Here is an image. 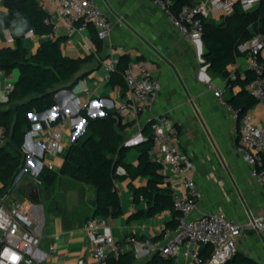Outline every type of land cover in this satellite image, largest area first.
<instances>
[{
	"label": "crops",
	"instance_id": "0c3cea01",
	"mask_svg": "<svg viewBox=\"0 0 264 264\" xmlns=\"http://www.w3.org/2000/svg\"><path fill=\"white\" fill-rule=\"evenodd\" d=\"M38 1L60 21L56 0ZM206 1L192 0V4ZM98 2L113 24L108 39H99L94 25L82 20L78 21V28L70 41H67L68 27L62 22L59 32L54 36L26 32L21 37L27 56L34 54L46 37L56 39L57 36L63 38L61 47L65 55L72 58L93 55L83 64L73 84L62 86L55 93L57 103L54 109L34 111L29 115L28 138H25L22 146L24 161L6 184L0 180L1 192L6 190L15 199L31 196L38 189L39 202L34 201L31 214L41 235L39 250L45 256L43 264H78L80 259L93 263L92 241L84 224L93 215L95 186L67 176H60L54 189L50 190L37 182L38 174L44 167L48 168V163L54 165V169L50 170L58 171L70 143L86 135L88 121L85 114L95 118L105 115L107 110L112 112L115 126L125 133L124 144L128 149L124 162L134 166L140 160V145L149 138L150 116L168 114L179 130L182 151L192 159V174L201 193L191 216L223 213L241 224H246L252 217L264 216V186L252 176L251 167L238 146L239 122L227 106L219 101L216 93L208 88L209 82L224 86L226 77L209 69L203 57L206 49L203 41L200 46L198 40L185 37L163 10L149 0ZM259 3L251 10L241 11H253ZM7 9L4 0H0V14ZM226 16L213 12L207 18L220 23ZM98 40H101L99 51L96 44ZM16 45L17 40L7 28L0 32V47ZM123 55H128L131 62L144 60L160 81V90L151 113H136L131 108L121 110L124 103H130L128 89L110 83L103 63L110 57L118 62ZM260 58L264 62V50ZM234 68L238 69L242 77L250 70L246 53H240L235 62L228 65L227 71ZM10 73L15 83L19 69L15 68ZM6 77L7 72L0 69V103L9 105L10 91L5 85ZM240 90L239 85L227 88L225 98H230ZM248 111L264 129V105L255 102ZM58 117L61 120L55 122ZM62 122L65 123L63 150L54 153L48 148V137ZM109 155L115 161L117 176L113 183L119 192L123 210L122 215L108 222L111 235L119 250L132 251L136 263H142L154 251L147 244L136 251L127 237L140 242H164L162 229L173 218L174 210L168 208L152 217L139 213L136 216L138 211L146 210L148 204L143 197L135 201L131 186H146L148 178L142 175L131 178L125 165L118 161V155ZM160 173L163 175L162 169ZM160 185L166 186L163 182ZM58 194L64 195L63 203L67 212L48 215L47 208ZM51 245L55 246L52 254ZM237 251L253 258L258 264H264V233L252 229L244 231L237 239ZM173 259V264H191L183 250Z\"/></svg>",
	"mask_w": 264,
	"mask_h": 264
},
{
	"label": "built area",
	"instance_id": "2783aa9c",
	"mask_svg": "<svg viewBox=\"0 0 264 264\" xmlns=\"http://www.w3.org/2000/svg\"><path fill=\"white\" fill-rule=\"evenodd\" d=\"M149 1L159 6L173 25L193 41L202 38V17L207 18L213 12L226 16L236 9L248 11L260 2V0H208L187 6L175 15L171 8L172 0ZM56 11L60 21L51 13L45 17V23L51 26V36L59 32L62 22L68 27L67 41H70L80 20L84 23L91 22L99 39L104 40L111 36L113 24L98 0H56ZM120 20L122 21V18ZM33 32L28 31L30 34ZM237 49L240 53L248 55L250 69L254 72L246 88L254 96L256 103L264 105V62L260 58L264 50V34L256 32L249 39L239 43ZM103 65L110 76L117 66V60L110 57ZM238 76V69L234 68L229 72L224 86L209 82L208 88L216 93L219 101L227 106L239 122L238 146L244 160L251 167L252 176L258 178L264 186V129L249 111L239 115L225 98L227 88L231 87L230 80ZM124 78L130 103H124L121 110L131 108L136 113H151L161 85L147 63L144 60L131 62L124 70ZM6 80V88L11 91L14 80L10 72H7ZM148 123L152 137L148 154L160 164L163 184L172 189L173 207L177 215L174 227L164 226L162 229L164 242L156 243L151 240L140 242L127 237L136 251H140L143 244H147L150 250L172 258L183 250L191 264H223L237 252V239L244 231L252 229L264 233V216L252 217L246 224H241L223 213H203L192 217L191 213L201 193L192 174V159L181 149L179 130L166 113L151 115ZM64 126L65 123H60L48 137V148L54 153L63 150ZM7 140V132L0 125V146L5 145ZM47 166L54 169L52 163H48ZM37 182L41 183L39 179ZM33 205L34 200L30 195L15 199L11 198L9 193H5L0 198V264H43L45 261L44 254L39 250L41 235L31 214ZM108 222L109 219L92 215L84 224L92 241V264H106L108 254L119 251ZM205 245L212 248L211 255L206 260L200 254L201 246ZM54 251L55 246L51 245L50 253ZM78 264L89 263L80 259Z\"/></svg>",
	"mask_w": 264,
	"mask_h": 264
},
{
	"label": "trees",
	"instance_id": "16d2710c",
	"mask_svg": "<svg viewBox=\"0 0 264 264\" xmlns=\"http://www.w3.org/2000/svg\"><path fill=\"white\" fill-rule=\"evenodd\" d=\"M7 11L0 14V32L7 28L17 40L15 47H0V69L11 72L19 69V76L9 93L11 103H0V125L7 132L8 140L0 146V180L5 184L7 179H12L14 171L23 163L25 153L22 146L29 129L28 117L34 111L47 110L56 105L55 93L62 86H71L83 64L88 58H72L63 53L61 43L63 38L55 39L46 37L38 50L27 56V49L21 43V37L28 31L48 36L51 26L45 23L49 14L38 0H4ZM192 5V0H172L171 8L178 15L185 7ZM202 41L205 46L204 59L209 64V69L216 74L229 77L227 67L235 62L240 54L237 46L242 41L252 37L256 32L264 34V0L250 12L236 9L227 15L222 22L202 17ZM97 51L101 40L97 41ZM131 58L123 55L119 58L116 68L111 72L109 81L112 84L127 88L124 70L130 64ZM252 69L242 77L231 79V86L239 85L241 90L227 98V102L243 115L255 104L254 96L247 90L246 84L252 80ZM88 121V131L80 140H74L68 146L64 161L58 171L44 167L37 179L47 189H54L60 176H67L73 180L93 184L96 188V197L93 201V216L106 219H115L122 215L121 199L113 183L117 176L115 161L109 154H117L118 161L122 162L131 178L142 175L148 178V183L143 187H133L135 201L139 197L147 200V209L136 213L152 217L157 213L173 207L172 189L161 186L163 175L160 173V164L151 159L148 149L152 145L151 130L147 141L140 145L141 155L138 165L124 162V155L128 147L124 144L125 133L115 126V117L111 111L105 115L91 117L85 114ZM58 117L55 122H59ZM150 127V124L148 123ZM4 164H7L4 167ZM10 168V169H7ZM8 191L1 192L0 198ZM64 195L58 194L47 208V214H64L67 208L63 203ZM174 210L173 218L167 227L176 225ZM134 217V216H132ZM212 248L205 245L201 248L204 260L211 255ZM173 258L155 251L152 256L138 264H173ZM106 264H137L132 251H112L108 254ZM197 264V263H193ZM223 264H258L253 258L236 252L235 255Z\"/></svg>",
	"mask_w": 264,
	"mask_h": 264
},
{
	"label": "water",
	"instance_id": "95a60500",
	"mask_svg": "<svg viewBox=\"0 0 264 264\" xmlns=\"http://www.w3.org/2000/svg\"><path fill=\"white\" fill-rule=\"evenodd\" d=\"M56 39H59V37L57 36ZM198 42H199V44H200V46H201V45H202V38L199 39ZM54 108H55V107H53V109H54ZM59 114H60V113H59ZM27 138H28V133L26 134V139H27ZM31 197L33 198L34 201L39 202V191H38V189H37L34 193L31 194Z\"/></svg>",
	"mask_w": 264,
	"mask_h": 264
}]
</instances>
